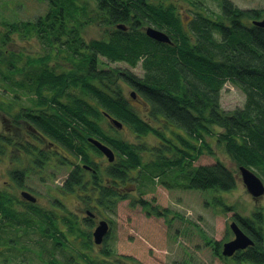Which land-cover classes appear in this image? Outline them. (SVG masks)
I'll return each instance as SVG.
<instances>
[{
	"label": "trees",
	"instance_id": "obj_1",
	"mask_svg": "<svg viewBox=\"0 0 264 264\" xmlns=\"http://www.w3.org/2000/svg\"><path fill=\"white\" fill-rule=\"evenodd\" d=\"M41 1H47L49 11L40 20L0 22L5 26L0 36L1 44L12 43L17 35L26 40L33 30V33H39L42 41L50 43L46 62L54 55L52 41L65 35V70L62 73L58 69L48 70L44 57L42 61L38 59L37 64L28 58L15 68L13 51L7 50L0 57V77L14 87L13 91L16 87L27 92L39 90V97L28 95L35 106L43 104V89L49 84L48 113L44 109L38 111L20 105L12 112V120L17 122L25 118L47 138L45 140L51 143L52 149L53 146L64 149L57 158L53 150L42 144L37 146L36 140H18L28 151L32 149L37 153L36 167L50 162L51 168L56 169L58 166L52 165H57L61 158L60 164L76 163L64 185L58 187L61 194L75 193L78 187L87 189L89 184L88 200L107 203L114 196L115 207L119 200L130 197L131 193L123 188L127 182H136L134 188L140 195L143 177L148 184L155 182L156 177L162 181L168 177V183L174 185L173 182H177L188 189L212 190L214 193L230 191L237 185L236 170L220 160L193 164L207 152L205 150L213 153L206 139L208 135H216L238 165L264 170V27L247 22L256 14L254 9H243L231 0H220L221 14L195 10L184 23L175 0H101L102 9L91 1ZM100 18L109 19L101 26L123 20L129 21L130 28L126 31L115 29L108 38L87 40L82 36L83 30ZM62 19L64 30L60 26ZM149 25L167 32L172 41H159L149 36L144 29ZM100 55L113 61L125 59L131 66L141 64L144 72L139 75L129 68L103 66L99 62ZM40 62L35 70L36 78L32 80L29 77L31 66L36 67ZM15 70L24 73L18 80L11 78ZM228 80L239 84L246 92L244 106L233 111L224 110L221 104V88ZM122 81L135 88L136 95L144 99L145 113L133 104L131 92L129 96L125 94ZM8 88L5 87L7 91ZM20 96V93H14L12 99L0 100V110L10 111L14 104L9 101ZM106 112L122 121L124 126L128 125L139 140L129 141L120 136ZM103 117L110 122L109 127ZM149 134L157 138L156 144L148 146L139 142ZM0 136L13 138L12 133ZM91 136L114 149L116 158L112 170H105L106 177L111 174L113 179L108 185L99 179L101 173L92 155H101L102 151L89 140ZM85 164L97 168L98 172L92 177H84ZM20 170L23 171L21 167ZM15 173L18 179L21 178V172ZM15 196L0 187V245L16 242L14 235L20 231L28 234L30 228L49 234L56 244L64 245L63 237L70 240L60 229L58 218L61 217L60 220L70 226L69 231L74 232V214H59L33 201L27 202L33 209L27 205L24 209L19 207L20 200H15ZM214 198L218 200L219 196L216 194ZM132 200L164 214L141 196H134ZM109 207L105 205V208ZM252 214L253 217L240 216V221L255 243L239 252L236 260L264 264V213L260 209ZM44 241L46 244L42 245L46 249L49 240ZM86 242H83L84 247L89 246L90 241ZM68 245L76 250L71 243ZM43 247L37 251L30 249L29 256L35 253L44 264H70L69 261L60 263L59 256L51 248L47 254ZM78 251L83 255L80 248ZM103 253L106 256H89L88 264H110L111 249L105 246ZM19 254L16 251L13 257ZM121 256L114 258L113 264H143L132 256Z\"/></svg>",
	"mask_w": 264,
	"mask_h": 264
},
{
	"label": "rangeland",
	"instance_id": "obj_2",
	"mask_svg": "<svg viewBox=\"0 0 264 264\" xmlns=\"http://www.w3.org/2000/svg\"><path fill=\"white\" fill-rule=\"evenodd\" d=\"M45 1V0H44ZM95 5L96 0H83L84 3L90 2ZM223 1V0H222ZM235 6L243 9H254L256 14L253 18H261L264 14V0H231ZM220 0H175V5L180 10L183 18L193 15L195 10H201L208 14H221ZM48 8L47 1L41 0H0V22L4 20L15 19H31L40 13V10ZM36 12V13H35ZM35 13V14H34ZM19 15V16H18ZM35 15V16H34ZM5 26L0 23V33ZM87 36L100 37L102 35L101 28L96 27L93 23L86 27ZM1 36V34H0ZM20 42V41H18ZM21 43H13L10 41L2 45L0 41V57L2 52L11 49H18ZM1 59V58H0ZM106 67H122L129 68L142 75L144 70L141 64L131 66L125 62H114L103 64ZM5 87H10L5 83ZM125 94L129 96L131 87L122 81ZM0 77V97L1 102H6L7 97L12 99L14 92H21L20 97H16L12 102L15 107L29 106L32 107L33 101L23 92V90L6 91ZM221 104L224 110L233 111L237 107H243L246 101V92L241 86L231 80H228L223 88H221ZM133 104L143 112L146 110L147 104L141 97L137 96L132 99ZM14 112V111H13ZM145 113V112H143ZM12 115V114H11ZM145 116V114H144ZM105 117H103V120ZM107 122V121H106ZM117 128L116 132L129 141H138L139 138L132 132L128 125ZM112 130V128H111ZM218 130V129H217ZM33 138V137H32ZM211 151L202 153L193 164H211L216 161L224 162L229 168L237 173V185L230 191L215 192L219 198L215 200L216 194L212 190L188 189L179 186L177 182L173 184L155 178V182L148 184L146 178L143 177V186L141 193L135 191L136 182H127L123 188L127 189L131 194L130 197L121 199L114 207L113 202L107 203L111 205L109 208H91L96 215L106 216L111 221V228L108 237L102 244L94 242L87 235L95 220L88 217L85 207H89L88 203L93 205L92 200H88V194L91 193L88 188L78 187L75 193L61 194L58 187L63 186L68 175V168L71 163H61L62 158L56 162V169L49 167L50 162L35 170L29 176L25 177L24 184L31 188L39 197L37 205L53 212L73 213L76 223L77 218L80 227L76 225L75 233L77 237L69 236L70 240L63 237L65 244H56L49 234H42L39 229L33 230L27 234L21 232L14 235L16 242L10 241L8 245H4L0 251V264H44L35 253L31 256L30 249L39 250L46 244L44 240H49L46 245L45 252L48 249L55 252L59 256L60 263L68 262L75 264L71 257L79 255L81 251H86L87 256L103 253L105 246L111 249L110 259L122 257L121 255L132 256L143 264H253L252 262H239L234 256L222 255V244L233 235L230 227L232 220L242 217H253L255 211L262 209L264 213V195L255 199L245 186L243 179L239 173V165L226 152L222 143L218 142L216 135H208L206 137ZM139 142L152 146L157 143V138L152 134L146 135ZM58 149L57 146H53ZM146 160L148 157L145 158ZM5 164V163H4ZM60 164V165H59ZM51 166V165H50ZM264 181V170L252 167ZM134 172L133 174H135ZM100 180L104 182L103 174H100ZM6 178V177H5ZM104 178V179H103ZM162 178V176L160 177ZM112 182V178L109 179ZM170 182V181H169ZM141 196L151 202L154 206H158L164 214H158L152 206L144 207L141 203H133L132 197ZM136 198V197H135ZM58 199L62 200L66 205L64 208H56L55 204ZM95 200V199H93ZM19 207L26 208L29 205L23 198L20 199ZM59 207V206H58ZM151 213H150V212ZM98 220V217L96 218ZM263 228H264V223ZM60 227H65L63 224ZM70 227V226H69ZM72 231V230H70ZM84 231V232H83ZM73 232V231H72ZM18 238V243H17ZM63 240H60L61 242ZM89 240V246L84 247V243ZM59 241V242H60ZM63 243V242H62ZM72 244L76 250L69 247ZM54 245H58L55 246ZM264 245V244H263ZM1 247V246H0ZM64 247V249L62 248ZM16 251L20 252V256L13 257ZM219 252L221 254H219ZM8 254H10L8 258ZM23 254V255H22ZM89 258V257H88ZM133 263V262H130ZM112 264V263H110Z\"/></svg>",
	"mask_w": 264,
	"mask_h": 264
},
{
	"label": "flooded vegetation",
	"instance_id": "obj_3",
	"mask_svg": "<svg viewBox=\"0 0 264 264\" xmlns=\"http://www.w3.org/2000/svg\"><path fill=\"white\" fill-rule=\"evenodd\" d=\"M96 4L95 6L96 7H101V0H96ZM103 7H101L102 9ZM49 10L48 8L45 9V10H40V13H38V15L36 14L35 17L31 18L30 20H40V17L41 16H46L45 13H47ZM181 11L179 10V13ZM36 13V12H35ZM34 13V14H35ZM50 15H51V11L49 12ZM181 15V13H180ZM19 16V15H18ZM182 16V15H181ZM264 16V14H263ZM262 16V17H263ZM189 18L185 19L183 18V22L186 23L188 22V20L192 17L191 16H188ZM261 17V18H262ZM254 19H259V18H248L247 22L248 23H253ZM133 20V19H132ZM109 19H106V18H100L98 21H95L93 22V24L98 27V28H101V31H102V35L100 37H91L89 38L87 36V33L86 32V27L85 29L83 30V35L87 40H90V39H102V38H108L109 35L111 34V32L115 29H119V30H122V31H126L130 28V24L128 22H116V23H107L109 25H105V26H101L100 24H105V22H108ZM123 23L125 25V27H122L121 24ZM92 24V23H91ZM62 25V30H64V19H62L61 23H60V26ZM90 25V24H89ZM88 25V26H89ZM255 25V24H254ZM146 28V26H144V29ZM34 31L32 30L27 36L26 40L24 39H21L20 36H16L15 40L14 41H11V45L13 43H21V46L18 48V49H11L9 50L8 52H11L13 51V55L15 57V68H17L18 65H22L23 63L27 62L28 58H32L33 59V63L34 64H37V60L40 59L42 61V58L44 57L43 61L45 62L46 60V55H48L49 51L51 50V46H50V43L49 41H42L43 39L39 36V33H33ZM38 32V31H37ZM62 32H60L61 34ZM1 34V33H0ZM61 39H59L58 41L54 40L52 41V46H53V54L51 58H49L45 63L47 64V69L50 70V69H58V72L59 73H62L64 70H65V66H66V60H65V49H64V46H65V35L62 37V35L60 36ZM20 39V40H19ZM20 41V42H18ZM61 48L62 50L58 51L56 48ZM7 51V50H6ZM4 51V52H6ZM9 54V53H6V55ZM126 62L125 59H116L113 61V59L107 57L106 55H100L99 56V62L100 64H108V63H114V62ZM41 65V62L39 63L38 66L34 67V66H31V71L30 74H29V77L32 78V80H34V78H36L35 74V70ZM56 65V66H55ZM28 69H30L28 67ZM24 73H21V72H18L17 70L14 71V73L12 74L11 78L12 79H15V80H18L20 79L21 76H23ZM2 79V84L4 85L5 84V80L3 78ZM46 88L43 89V96L45 98L43 104L41 105H33L32 106V109H36L38 111H41L42 109H44L47 113L49 112V95H50V87H49V84H46L45 85ZM130 86V85H129ZM5 87V85H4ZM131 87V86H130ZM7 88V87H6ZM12 88H14L12 86ZM12 88H8L9 90L8 91H12ZM23 90L22 88H19V87H16L15 88V91L16 90ZM135 89V88H132L131 87V91ZM6 90V89H5ZM7 91V90H6ZM39 90H35V91H31V92H27L25 90H23V92L28 96L30 95L31 97H39L40 96V93L38 92ZM14 93H21L19 91L17 92H14ZM0 97H2L0 95ZM8 101V99H5ZM9 102H13L12 100H10ZM8 102V103H9ZM12 109L10 111H6L5 109H2L0 110V135L1 134H8V133H12L13 134V138H8L7 136H0V187L2 189H6L8 191H10L11 193H13L15 196V200L18 198L19 200L20 199H24L26 202H32L30 200H28L26 197H24L23 195V192L25 191H30V193L34 194L36 197H37V201L33 202L34 204H37V202H39V197L37 195V193H35L31 188L27 187L26 184H24V181H25V177L26 176H29V174L31 172H34L35 170H42V169H39V168H44L45 164L43 162V165L41 164V167H36L35 165V160H36V154L35 151H33L32 149L30 151L27 150V148L25 147V144L22 143V145L20 143H18V140H21V141H28L30 142V140H36L37 142V146H40L41 144L44 145V148H47V149H51L53 150V152L55 153V156L57 158H59V154H61L62 151H64L63 148H60L59 146L57 147L58 149H52L51 147V143H47V141L45 139H47L46 137L44 138V136L37 130H35V128L32 127V125L30 123L27 122V120H25V118H21V119H18L17 122L13 119V116L11 115L13 111H16L19 107H15V105H13L11 107ZM107 117V116H106ZM108 118V117H107ZM105 118L104 119V122L106 124V126L110 125V122L108 121V119ZM110 120V119H109ZM107 121V122H106ZM109 127V126H108ZM34 129V130H33ZM19 135V136H18ZM33 137V138H32ZM42 138V139H41ZM17 139V140H16ZM63 149V150H62ZM35 150V149H34ZM58 153V154H57ZM66 156V153L64 154ZM93 159L95 160V162H97V168L100 170V173L103 174L104 176V183H107L108 185V180L110 178H112V175H108V177H106V174H105V170H112V165L114 163V161H109L108 158L106 157V155L102 152L101 155H98V154H93L92 155ZM71 161V159H70ZM64 162V161H63ZM5 163V164H4ZM65 164H67L65 162ZM60 165V164H59ZM76 163L74 164H71V167H69L67 170H68V175L67 177L70 175L71 173V169H73L75 167ZM23 171L20 170V167ZM49 167H51L49 165ZM85 168V172H83L84 174V177H87V176H94L97 172H98V169L97 168H93L92 166H88L85 164L84 166ZM59 169V168H58ZM56 169V170H58ZM18 172L19 173L21 172V178L20 181L18 179V174H16L15 172ZM16 174V175H15ZM110 176V177H109ZM6 177V178H5ZM113 180V179H112ZM65 182V181H64ZM64 185V184H63ZM113 199H114V196H111L110 197V202H107V203H112L113 202ZM90 202V200H89ZM93 202V205L88 203L89 207H85L86 208V212L88 213V217H85V220H87L88 218H93L95 220V222L92 224L93 227H91V233L89 231V233L87 234L89 236L90 239H93L94 242H95V239H94V232L97 225L99 224V222L101 220H106L108 221L110 224H109V230L108 232L105 234L102 242L100 244L103 243V241L106 240V238L108 237L109 235V232H110V228H111V221H109L110 219L106 216H99V215H96V213L94 211H91V208H103L105 209V205H107V203H105L104 201H100V200H92ZM14 203H18L17 201ZM53 205L56 207V208H64L66 207L65 203L62 202V200H59ZM59 206V207H58ZM108 206H111V205H108ZM164 212V211H163ZM62 212H59V214H61ZM73 214V213H72ZM98 217V220H96V218ZM61 217L58 218V223H59V227L61 224H63L65 227H60V229L64 232L65 236L69 238V236H73L74 238L77 237V233L75 232H72V231H69V226L66 225L65 223H63V221L60 220ZM237 222L239 223V225L243 228V226L241 225V222H239L238 220L239 219H236ZM77 223L76 225H78L80 227V222L77 218ZM233 221V220H232ZM244 229V228H243ZM244 231L246 233H248L245 229ZM249 235V233H248ZM252 237V235H250ZM234 237V233L233 235L227 239L230 240ZM253 238V237H252ZM254 239V238H253ZM255 241V240H254ZM97 243V242H96ZM224 243V242H223ZM223 245V244H222ZM2 246V245H0ZM1 248L0 247V251H1ZM248 248V247H246ZM246 248L244 249H240L238 251H236V253L233 255L235 258L238 256L239 252H242L244 250H246ZM83 252V255L82 253L79 254V255H72L71 254V257L72 259L74 260L75 264H88L89 263V256H87V254L85 253L86 251H81ZM219 254H221L219 252ZM231 257V256H230ZM110 259V258H109ZM111 263L113 264V259H110Z\"/></svg>",
	"mask_w": 264,
	"mask_h": 264
},
{
	"label": "water",
	"instance_id": "obj_4",
	"mask_svg": "<svg viewBox=\"0 0 264 264\" xmlns=\"http://www.w3.org/2000/svg\"><path fill=\"white\" fill-rule=\"evenodd\" d=\"M253 23L255 25L264 27V16L259 19H254ZM119 25L125 27L123 23ZM145 30L149 36L153 37L156 40L164 42L172 41L170 35L162 29L149 25L146 26ZM131 95L135 97L136 91H131ZM105 115L108 116L110 121L116 127L122 128L124 126L123 122L120 121L118 118L113 117L107 112L105 113ZM89 140L107 156L109 161H113L115 159L114 149L110 147V145L104 143L100 139L95 138L93 136L89 137ZM239 173L243 179V182L245 183L248 193H250L255 199H258L264 195V181L260 175H258L252 168L245 165H239ZM23 195L30 201H37V197L34 194L30 193V191H24ZM229 225L234 233V237L223 243L221 251L222 255L232 256L236 253V251L244 249L249 245L255 243L254 239L244 231V229L239 225L237 220H233ZM108 230V221L101 220L97 225L95 231H93L95 242L101 243Z\"/></svg>",
	"mask_w": 264,
	"mask_h": 264
},
{
	"label": "bare ground",
	"instance_id": "obj_5",
	"mask_svg": "<svg viewBox=\"0 0 264 264\" xmlns=\"http://www.w3.org/2000/svg\"><path fill=\"white\" fill-rule=\"evenodd\" d=\"M109 223V222H108ZM110 224V223H109Z\"/></svg>",
	"mask_w": 264,
	"mask_h": 264
}]
</instances>
